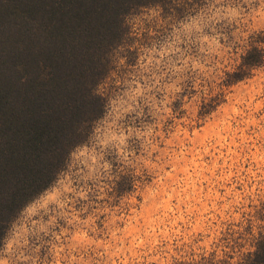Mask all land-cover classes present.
Listing matches in <instances>:
<instances>
[{
  "label": "clouds",
  "instance_id": "obj_1",
  "mask_svg": "<svg viewBox=\"0 0 264 264\" xmlns=\"http://www.w3.org/2000/svg\"><path fill=\"white\" fill-rule=\"evenodd\" d=\"M105 15L116 34L98 36L84 77L68 81L99 111L0 212V264H253L264 87L240 74L264 80V0H111ZM15 71L28 82L24 64ZM51 71L41 61L39 79ZM16 190H0V205Z\"/></svg>",
  "mask_w": 264,
  "mask_h": 264
},
{
  "label": "trees",
  "instance_id": "obj_2",
  "mask_svg": "<svg viewBox=\"0 0 264 264\" xmlns=\"http://www.w3.org/2000/svg\"><path fill=\"white\" fill-rule=\"evenodd\" d=\"M110 2L0 0V190L11 181L17 187L11 200L0 205V212L11 211L60 159L59 153L54 160L44 159L43 154L59 148L61 141L82 139L70 134L73 124L99 111L98 101L84 100L68 81L84 77V65L91 62L88 53L98 50V36L116 34L115 21L105 15ZM28 20L39 23V31L26 26ZM41 61L52 69L47 82L39 79ZM17 64H24L30 73L23 85ZM92 70L99 75L107 67L92 65ZM253 264H264V242Z\"/></svg>",
  "mask_w": 264,
  "mask_h": 264
},
{
  "label": "rangeland",
  "instance_id": "obj_3",
  "mask_svg": "<svg viewBox=\"0 0 264 264\" xmlns=\"http://www.w3.org/2000/svg\"><path fill=\"white\" fill-rule=\"evenodd\" d=\"M246 80H248L250 83H249V86L250 87H257V86H260V87H264V80H261L259 82V85H257L254 80H253V76L249 77V78H246ZM225 107V111H227V105L224 106ZM170 196V194H169Z\"/></svg>",
  "mask_w": 264,
  "mask_h": 264
}]
</instances>
